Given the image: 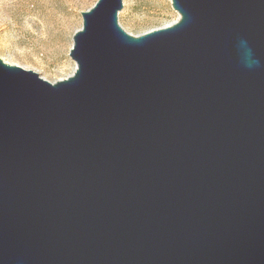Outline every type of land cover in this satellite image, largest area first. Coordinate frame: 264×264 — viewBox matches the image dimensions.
Segmentation results:
<instances>
[{"label":"water","instance_id":"1","mask_svg":"<svg viewBox=\"0 0 264 264\" xmlns=\"http://www.w3.org/2000/svg\"><path fill=\"white\" fill-rule=\"evenodd\" d=\"M81 12L71 75L0 59V264H264V0Z\"/></svg>","mask_w":264,"mask_h":264},{"label":"rangeland","instance_id":"2","mask_svg":"<svg viewBox=\"0 0 264 264\" xmlns=\"http://www.w3.org/2000/svg\"><path fill=\"white\" fill-rule=\"evenodd\" d=\"M97 0H0V59L39 74L48 82L72 74L69 58L80 13ZM171 0H123L118 20L133 36L167 26L177 19Z\"/></svg>","mask_w":264,"mask_h":264}]
</instances>
